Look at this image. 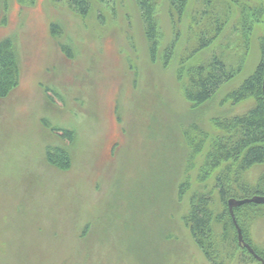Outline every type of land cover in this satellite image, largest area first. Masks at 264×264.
Here are the masks:
<instances>
[{"label":"rangeland","instance_id":"1","mask_svg":"<svg viewBox=\"0 0 264 264\" xmlns=\"http://www.w3.org/2000/svg\"><path fill=\"white\" fill-rule=\"evenodd\" d=\"M200 5L190 0L166 64L164 52L175 38L168 0L159 7L155 62L135 0H92L85 17L67 0H0V40H13L20 71L19 86L0 100V264H210L183 220L204 185L199 173L209 144L189 168L187 134L196 139V122L212 138L214 119L252 106L225 97L259 63L264 20L243 72L193 110L178 75ZM235 22L236 13L217 43L187 67L234 44ZM51 128L71 130L75 140ZM50 146L69 150V168L47 163ZM261 172L250 171L249 180ZM188 176L192 185L180 199L178 187ZM253 238L264 247V221Z\"/></svg>","mask_w":264,"mask_h":264},{"label":"trees","instance_id":"2","mask_svg":"<svg viewBox=\"0 0 264 264\" xmlns=\"http://www.w3.org/2000/svg\"><path fill=\"white\" fill-rule=\"evenodd\" d=\"M91 1L67 0V4L76 14L85 17L90 12ZM135 2L141 12L151 61L155 62L161 41L158 16L161 0ZM199 2L201 5L194 11L188 30L189 45L180 56L178 75L184 97L193 110L211 102L226 84L243 72L252 35L264 20V0ZM189 5L190 0H168V13L175 38L164 52L166 64L170 62L181 38V26ZM235 13L236 22L231 32L238 37L235 43L229 42L221 53L215 51V54L197 66L187 67L196 55L217 43ZM258 41L261 56L255 70L225 97V101L232 105L252 102V106L249 105L242 114L214 119L217 134L212 138L197 127L196 122L192 124L196 139L187 134V141L193 151L187 160L189 168H194V156L202 153L205 143L209 144L199 173L204 185L192 195L189 211L183 220L195 244L210 264H226L236 258L244 264L258 263L239 243L237 228L229 209L230 200L264 198V32ZM19 84L18 54L13 40L10 37L4 38L0 40V100L8 98ZM51 129L53 132H62L61 138L64 140H75V133L71 130ZM46 161L63 170L69 168L71 155L66 147L50 146L46 150ZM257 168H262V172L254 181H250L248 173ZM210 180L213 182L211 188L207 185ZM191 185L189 176L180 183V199ZM233 212L245 242L264 259V247L259 246L253 238L254 226L264 221V204H245L234 208Z\"/></svg>","mask_w":264,"mask_h":264},{"label":"water","instance_id":"3","mask_svg":"<svg viewBox=\"0 0 264 264\" xmlns=\"http://www.w3.org/2000/svg\"><path fill=\"white\" fill-rule=\"evenodd\" d=\"M251 203H256V204H264V198H260V197H254L252 199H245V200H241V201H238V200H230L229 201V209H230V212H231V215L234 219V223H235V226L237 228V232H238V237H239V243L245 247L250 253L251 255H253L255 257V259L257 261H259L261 264H264V259H262L261 257H259L255 251L251 248L250 245H248L244 238H243V234H242V230L240 229V227L237 225L236 223V220H235V215H234V208L236 207H240L242 205H245V204H251Z\"/></svg>","mask_w":264,"mask_h":264}]
</instances>
